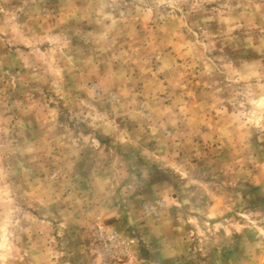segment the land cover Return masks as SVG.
I'll use <instances>...</instances> for the list:
<instances>
[{"label":"rangeland","instance_id":"1","mask_svg":"<svg viewBox=\"0 0 264 264\" xmlns=\"http://www.w3.org/2000/svg\"><path fill=\"white\" fill-rule=\"evenodd\" d=\"M264 264V0H0V264Z\"/></svg>","mask_w":264,"mask_h":264},{"label":"built area","instance_id":"2","mask_svg":"<svg viewBox=\"0 0 264 264\" xmlns=\"http://www.w3.org/2000/svg\"><path fill=\"white\" fill-rule=\"evenodd\" d=\"M93 253L97 264H112L128 253L125 240L102 226H96Z\"/></svg>","mask_w":264,"mask_h":264}]
</instances>
